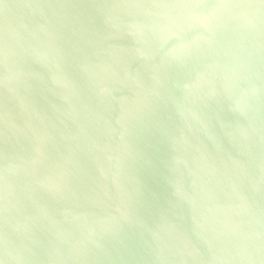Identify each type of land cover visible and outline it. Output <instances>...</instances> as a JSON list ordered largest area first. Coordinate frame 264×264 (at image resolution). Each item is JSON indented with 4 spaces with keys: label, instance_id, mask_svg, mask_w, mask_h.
Returning <instances> with one entry per match:
<instances>
[{
    "label": "water",
    "instance_id": "water-1",
    "mask_svg": "<svg viewBox=\"0 0 264 264\" xmlns=\"http://www.w3.org/2000/svg\"><path fill=\"white\" fill-rule=\"evenodd\" d=\"M0 264H264V0H0Z\"/></svg>",
    "mask_w": 264,
    "mask_h": 264
}]
</instances>
